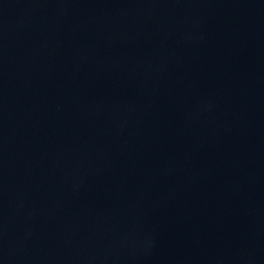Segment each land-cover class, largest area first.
Instances as JSON below:
<instances>
[{"label":"water","instance_id":"1","mask_svg":"<svg viewBox=\"0 0 264 264\" xmlns=\"http://www.w3.org/2000/svg\"><path fill=\"white\" fill-rule=\"evenodd\" d=\"M0 264H264V0H0Z\"/></svg>","mask_w":264,"mask_h":264}]
</instances>
